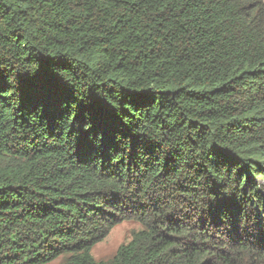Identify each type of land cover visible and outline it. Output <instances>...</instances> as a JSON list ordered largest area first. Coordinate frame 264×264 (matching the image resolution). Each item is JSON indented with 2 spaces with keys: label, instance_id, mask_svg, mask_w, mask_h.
I'll return each mask as SVG.
<instances>
[{
  "label": "trees",
  "instance_id": "obj_1",
  "mask_svg": "<svg viewBox=\"0 0 264 264\" xmlns=\"http://www.w3.org/2000/svg\"><path fill=\"white\" fill-rule=\"evenodd\" d=\"M60 256L264 264V0H0V264Z\"/></svg>",
  "mask_w": 264,
  "mask_h": 264
},
{
  "label": "rangeland",
  "instance_id": "obj_2",
  "mask_svg": "<svg viewBox=\"0 0 264 264\" xmlns=\"http://www.w3.org/2000/svg\"><path fill=\"white\" fill-rule=\"evenodd\" d=\"M137 222L124 220L114 225L108 234L91 248V254L97 261H107L114 256L118 247L127 242L133 231L139 229ZM65 257L60 256L45 264H62Z\"/></svg>",
  "mask_w": 264,
  "mask_h": 264
}]
</instances>
